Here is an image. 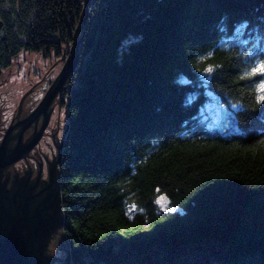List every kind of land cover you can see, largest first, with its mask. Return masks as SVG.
Instances as JSON below:
<instances>
[{
	"label": "trees",
	"instance_id": "16d2710c",
	"mask_svg": "<svg viewBox=\"0 0 264 264\" xmlns=\"http://www.w3.org/2000/svg\"><path fill=\"white\" fill-rule=\"evenodd\" d=\"M82 8L0 0V76L22 51L61 58ZM87 12L58 95L63 264H264V76H245L264 55V0ZM210 95L233 113L224 132L201 118Z\"/></svg>",
	"mask_w": 264,
	"mask_h": 264
},
{
	"label": "water",
	"instance_id": "95a60500",
	"mask_svg": "<svg viewBox=\"0 0 264 264\" xmlns=\"http://www.w3.org/2000/svg\"><path fill=\"white\" fill-rule=\"evenodd\" d=\"M88 4L89 0H83L82 12L63 65L43 98L26 117L19 120L23 106L30 101V95L43 91L46 80L44 77L21 97L13 113L14 123L5 130L0 141V264H57L56 259L62 257V249L58 244H64L66 240L61 232L63 219L59 206L58 163L61 142L55 146L53 140L57 130H51V137L48 135L56 155L54 158L52 155L49 179L45 187L30 182L29 178L24 180L25 176L9 181L10 176L4 172L11 168L15 171L14 164L35 147L48 122L55 99L68 76L74 72L87 25ZM40 118H43L40 129H35L23 142L24 132L35 126ZM59 120L63 121L58 117L57 128H62ZM35 152L36 149L32 154Z\"/></svg>",
	"mask_w": 264,
	"mask_h": 264
},
{
	"label": "rangeland",
	"instance_id": "374dc122",
	"mask_svg": "<svg viewBox=\"0 0 264 264\" xmlns=\"http://www.w3.org/2000/svg\"><path fill=\"white\" fill-rule=\"evenodd\" d=\"M63 49V54L59 60H56L52 51L50 52V55L46 57L42 53L22 51L15 59L12 60L9 68L1 71L0 127L2 129L0 131V135L2 134L3 129L5 130L7 126L9 127L13 113L17 108L21 97L44 77L46 80L44 82L43 91H37L36 94L30 95V101H27V103L23 106L21 116L28 115V113L31 112L41 101L50 84L59 73L69 46L64 47ZM56 101H58V98H56L53 103V114L49 131L36 147V152L39 155H45L47 162L52 161V155L53 157L56 155L55 148L48 136L50 135L51 129L57 130L56 138L59 140L66 127L64 112L59 108L58 113V103H56ZM200 114L204 121H206L210 126L218 129L220 132H224L226 129H229L233 124V113L231 110L220 105L218 100L212 95L209 96L208 102L201 108ZM57 115L60 119H63V121L59 120V124L62 128H57ZM22 165V163H19L15 166V169L21 170ZM19 173L20 171H18V174ZM157 205L162 211L174 212L178 210L171 207L163 196H159L157 198ZM58 246L62 249V257H60V259H56V263L63 264L66 243L63 244L59 242Z\"/></svg>",
	"mask_w": 264,
	"mask_h": 264
},
{
	"label": "flooded vegetation",
	"instance_id": "af4514ba",
	"mask_svg": "<svg viewBox=\"0 0 264 264\" xmlns=\"http://www.w3.org/2000/svg\"><path fill=\"white\" fill-rule=\"evenodd\" d=\"M59 59H56V60H59ZM52 114H53V109H52V112H51V114L49 116L48 122H47V124H46V126H45V128H44V130L42 132V135H41L39 141L37 142V144L35 145V147L32 148L26 155H24V157L22 159H20L13 166V167H15L19 163H22L23 164L22 165V169L21 170L15 169V171H14L13 168H11V170H9V169L5 170L4 173L7 174V176L8 175L10 176V177H8L9 181H14L12 179H14L15 177H23V176H25L24 180L26 178H29L30 182H33V183L37 184L40 187H45V185H46V183L48 182V179H49V171H50V166L49 165L51 164L52 161H49V162L46 163L45 162L46 159H44L46 157L45 155H39L37 152H35V154H32V152H34V150L36 149V147L38 146L40 141L46 136V133L49 131V126H50V122H51V119H52ZM26 116L27 115L20 116L19 120L23 119ZM42 122H43V118H40L35 126L29 127L24 132L23 138H22L23 142L26 141V139L29 137V135L31 133H33L35 131V129L36 130L40 129V127L42 125ZM11 123L12 124L14 123V119L10 122V124ZM7 128H8V126H7ZM1 129L2 128L0 127V131H1ZM5 130L4 129L2 130V134L0 135V141H1V139H2V137L4 135V133H5ZM50 137H51V132H50ZM53 140H54L55 146H57L59 140H56V137H54ZM31 162H33V163H31ZM16 171H20V173L18 174Z\"/></svg>",
	"mask_w": 264,
	"mask_h": 264
},
{
	"label": "snow or ice",
	"instance_id": "6c2138e0",
	"mask_svg": "<svg viewBox=\"0 0 264 264\" xmlns=\"http://www.w3.org/2000/svg\"><path fill=\"white\" fill-rule=\"evenodd\" d=\"M223 39V37H222ZM249 59H255V64L251 65L250 72H246L245 76L248 78H251L256 75H262L264 76V55H260L258 57H249ZM206 73L210 74L214 71L213 68L209 67L205 70ZM259 92L261 93L258 97L257 102L258 103H264V84L260 85Z\"/></svg>",
	"mask_w": 264,
	"mask_h": 264
}]
</instances>
